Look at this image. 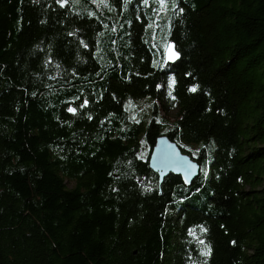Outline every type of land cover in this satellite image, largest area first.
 Masks as SVG:
<instances>
[{"label":"trees","instance_id":"16d2710c","mask_svg":"<svg viewBox=\"0 0 264 264\" xmlns=\"http://www.w3.org/2000/svg\"><path fill=\"white\" fill-rule=\"evenodd\" d=\"M0 264H264V0H0Z\"/></svg>","mask_w":264,"mask_h":264},{"label":"water","instance_id":"95a60500","mask_svg":"<svg viewBox=\"0 0 264 264\" xmlns=\"http://www.w3.org/2000/svg\"><path fill=\"white\" fill-rule=\"evenodd\" d=\"M175 54V55H173ZM181 57L176 44L170 41L165 50V63L174 64ZM150 168L159 174L160 184L165 177L173 173L180 175L187 186H190L201 174L200 162L184 153L180 146L167 135H160L149 157Z\"/></svg>","mask_w":264,"mask_h":264},{"label":"rangeland","instance_id":"374dc122","mask_svg":"<svg viewBox=\"0 0 264 264\" xmlns=\"http://www.w3.org/2000/svg\"><path fill=\"white\" fill-rule=\"evenodd\" d=\"M173 81L170 79L168 87H167V94L170 95V88L172 87ZM167 107V109H163V114L170 119H174L177 116L178 108L174 106H170L169 102L163 101L162 103ZM152 106L153 101L148 98H142L139 100H131L129 101V108L132 109V113L136 118H150V116H153L152 113ZM155 116V115H154ZM67 185L69 188H73L75 186V182L71 180H67Z\"/></svg>","mask_w":264,"mask_h":264},{"label":"snow or ice","instance_id":"6c2138e0","mask_svg":"<svg viewBox=\"0 0 264 264\" xmlns=\"http://www.w3.org/2000/svg\"><path fill=\"white\" fill-rule=\"evenodd\" d=\"M173 55H175V54H173ZM191 91L195 92L196 88H192ZM69 111H74V109H69Z\"/></svg>","mask_w":264,"mask_h":264}]
</instances>
